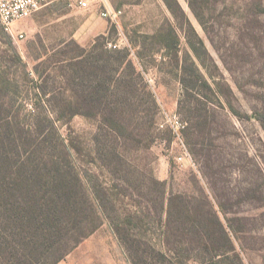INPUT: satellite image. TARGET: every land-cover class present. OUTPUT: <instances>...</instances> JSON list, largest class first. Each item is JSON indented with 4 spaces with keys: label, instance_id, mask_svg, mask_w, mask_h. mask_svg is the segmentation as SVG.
<instances>
[{
    "label": "rangeland",
    "instance_id": "1",
    "mask_svg": "<svg viewBox=\"0 0 264 264\" xmlns=\"http://www.w3.org/2000/svg\"><path fill=\"white\" fill-rule=\"evenodd\" d=\"M176 1L112 0L122 11L113 22L92 1L84 9L59 0L15 22L12 32L0 23V87L7 96L2 102L12 114L19 112L9 119L15 125L38 119L48 124L55 145L50 159L63 170L74 165L83 184L100 188L107 208L96 215L100 227L70 252L75 237L89 232L92 223L70 228L68 244L47 251L24 250L10 236L19 254L32 258L23 264H98L114 222L137 241L142 264H206L202 208L220 218L234 245L229 251L223 243L220 252L226 255L209 262L264 264V128L255 118L264 111V0ZM113 50L120 53L109 57L106 52ZM192 60L212 89L198 87L189 101L180 76L182 65ZM39 72L48 96L62 89L72 97L82 75L98 99L85 102L71 121H59L58 114L38 107L57 105L39 102L33 84L41 82ZM105 76L114 92L96 94ZM191 106L198 108L199 121L190 116ZM55 120L58 136L50 127ZM63 139L81 148L65 154ZM48 170L53 171L50 165ZM171 189L192 197L188 213L196 219L194 228L176 221L168 226L164 197ZM211 230L215 234L217 227ZM11 250L0 244V264H18Z\"/></svg>",
    "mask_w": 264,
    "mask_h": 264
},
{
    "label": "trees",
    "instance_id": "2",
    "mask_svg": "<svg viewBox=\"0 0 264 264\" xmlns=\"http://www.w3.org/2000/svg\"><path fill=\"white\" fill-rule=\"evenodd\" d=\"M176 4L178 2L175 0ZM169 3V2H168ZM170 7L173 8L171 3ZM179 39H175L174 46L179 44ZM200 44L204 47V42L199 39ZM196 47V46H195ZM178 48V46H177ZM106 51V50H105ZM109 57L119 50L107 51ZM127 59V54L125 56ZM22 61V60H21ZM110 61V58L108 59ZM73 62V61H72ZM81 63V62H74ZM23 64V71L25 72V79L30 80L27 72L26 64ZM127 64H133L127 61ZM98 69V67H97ZM36 72L37 67H36ZM40 73V72H39ZM42 73L39 74L41 82H33L35 89L37 88V97L39 102L45 99L52 103V100L57 104L56 106H46L40 103L41 111L46 114H58V120L71 121L76 115L81 114V106L89 101L91 97V87L87 76L81 75L80 81L77 82L81 89L74 86V94L72 97L68 96L65 90L60 89L54 95H49L48 83L43 78ZM180 82L183 88V95L191 100L192 94L196 95L198 87L205 86L212 89L211 84L205 78L199 66L192 60L182 65V73ZM0 87V244L10 253H13L11 248H14L15 261L18 264L31 263L32 258L25 252V256L19 254L20 250L10 242L11 236L24 247V250H36L43 247L45 251L59 249L67 245L68 242L64 240L70 228H80L85 223H92L93 227L89 232L80 233L75 237V243L69 246L67 251H72L79 243L100 227L97 223L96 215L100 211L106 213L103 192L97 186L91 184H83L80 172L73 165L69 170L61 169V165L56 160L50 159V149L55 145L52 138L46 133L48 124L41 119L35 123L26 126L21 124L20 120H15L16 125L11 122L12 108L2 98L7 97ZM103 90L106 95L113 91L111 80L105 76L98 82L93 92L100 94ZM198 97V96H197ZM98 99V98H97ZM77 104V105H74ZM58 106V107H57ZM198 108L192 106L188 111L191 117H195V121H199ZM255 118L260 121L264 128V111H257ZM195 124L197 122H194ZM51 131L58 136V127L56 120L50 123ZM60 136V134H59ZM107 144V143H106ZM104 144V147L105 145ZM77 150L78 144L73 142L66 143L65 140L61 142V150L63 153L70 154ZM111 151L115 152L116 148L111 147ZM53 171L48 170V167ZM70 178V179H68ZM72 182V184H70ZM163 181L162 184H167ZM103 189V188H102ZM192 197L187 194H181L171 189L169 195L164 197L167 200V222L171 227V223L178 222L181 227L183 222H188L191 228L195 227L196 219L190 216L189 206H191ZM201 216H199L202 227L201 236L203 240L204 255L202 261L206 264H222L214 262V256H224L228 252H220V246H230L229 251L234 249L232 246V239L226 230V227L217 215L212 214V210L206 211L202 208ZM176 217V218H174ZM100 218V217H99ZM217 227V232L211 230V226ZM112 227L118 236L120 242L126 249L130 260L133 264H142L144 259L140 253L139 247L136 245L137 241L130 237V234L122 231L120 225L112 223ZM188 227V226H187ZM185 227V228H187ZM201 238V237H200ZM64 240V241H63ZM212 244V253L209 246ZM57 245V246H56ZM136 246V248H135ZM55 247V248H54ZM43 250V249H42ZM44 251V250H43ZM67 253H65L66 255ZM65 255H60L61 258ZM161 258L165 260V257ZM215 256V257H216ZM59 258V260L61 259ZM4 262L9 261L3 259ZM14 261V260H13Z\"/></svg>",
    "mask_w": 264,
    "mask_h": 264
},
{
    "label": "built area",
    "instance_id": "3",
    "mask_svg": "<svg viewBox=\"0 0 264 264\" xmlns=\"http://www.w3.org/2000/svg\"><path fill=\"white\" fill-rule=\"evenodd\" d=\"M59 0H0V23L3 28L12 32L15 22L26 18L46 5ZM71 6L88 9L91 1L94 2L100 15L106 19L116 22L122 11L114 7L112 0H69ZM20 37L23 35L20 34Z\"/></svg>",
    "mask_w": 264,
    "mask_h": 264
},
{
    "label": "crops",
    "instance_id": "4",
    "mask_svg": "<svg viewBox=\"0 0 264 264\" xmlns=\"http://www.w3.org/2000/svg\"><path fill=\"white\" fill-rule=\"evenodd\" d=\"M108 241L111 242V244H108ZM102 242H103L102 244L103 246L101 245L102 251L100 247L99 250L100 255L96 258L98 264H133L129 258L128 253L126 252V249L124 248L118 236L116 235V233L113 232L112 229L110 233L106 235V237H104ZM84 243L82 244L81 250L84 249L83 252L85 253L87 244ZM92 253H94V251ZM69 255H68L69 256L68 259H72L74 257L73 252ZM88 261L89 263H94L95 258L93 256H88Z\"/></svg>",
    "mask_w": 264,
    "mask_h": 264
}]
</instances>
